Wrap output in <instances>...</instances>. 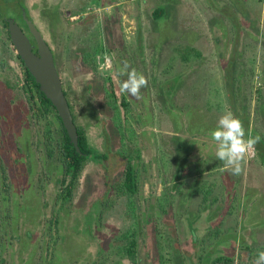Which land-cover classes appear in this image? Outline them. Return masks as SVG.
I'll list each match as a JSON object with an SVG mask.
<instances>
[{
  "label": "rangeland",
  "instance_id": "374dc122",
  "mask_svg": "<svg viewBox=\"0 0 264 264\" xmlns=\"http://www.w3.org/2000/svg\"><path fill=\"white\" fill-rule=\"evenodd\" d=\"M0 3L1 10L7 8L12 14L23 7L28 19L50 46L74 124L90 147L101 145L109 151H124L135 135L148 137V140L146 137L140 140L142 143L139 145L142 147L140 151L146 154L152 155L151 151L154 150L155 160L152 159L149 166L155 169V173L151 170V188L149 185L148 188L157 194L161 202L155 200L153 212L157 210L156 214L162 218L166 216L167 221L165 224L154 217L152 223H148L147 241L151 245L148 244L147 264H172L179 260L175 255H179L178 251L186 250L194 257L207 252L213 254V250L217 249H205L207 245L204 240L195 245H191L189 240L187 247H184L182 240L188 238L192 228H199V236L205 234L204 238L211 242L212 235L207 232L214 229L212 221L216 224L218 220L221 221L222 230L217 231L218 225H214L217 237L222 232L229 234L224 240L227 244L218 246L222 248L220 255L225 258L224 262L254 264L257 251L264 250V169L255 162L252 151L243 161L239 175H233L228 169L226 174L218 176L219 182L213 178L216 169L210 166L215 157L207 158L204 164L208 170H203L199 176L206 178L210 185L211 182L218 183L220 187L216 191H222L224 195L221 192L217 201L215 196L212 197L213 206L200 217L195 216L190 224L186 216H179L177 205L180 199L177 196H183L186 190L184 192L178 185L179 189L173 192L172 170L175 167L185 169L186 166L183 167L180 161L184 153L191 150V142H197L195 139L186 141L185 137L197 133L203 135L206 141L201 146L198 144L201 147L198 150L208 151L205 156L214 153L216 144L215 141L211 143L210 132L216 127L219 116L226 111L237 116L244 127L254 128L264 142V0H1ZM221 4L223 12L219 7ZM158 6L164 7V14L154 19L152 13ZM222 16L226 25L231 22L236 27L241 24L244 28V34L239 38L242 54L239 58L233 57L237 61V68L232 76L228 64L233 58L222 53L225 48L219 46L220 41H217L221 39V33L212 37L214 32L210 29V24ZM68 18L73 19L72 23H68ZM201 32L209 38L207 45L201 43ZM192 49L194 51L191 53ZM196 52L200 54L194 55ZM115 58H118V66ZM125 61L154 81L152 87L156 90L150 93L147 105L143 102L134 104L133 109L129 106L125 108L119 106L111 96L109 76L113 73V77H118L120 86L127 79L119 72ZM20 69L21 64L8 45L0 23V155L5 161H13V173L19 182L18 193H15L12 188L15 183L9 181L8 187L7 182L4 183L6 179L2 178L3 172L0 173V264H110L111 252L107 257H100L99 263L93 260L92 253L98 249L105 251L107 243L113 246L110 236L105 235L107 224L113 230H119L121 221H124V226L128 223L127 204L130 202L125 198L126 192L120 186L117 188L122 170L117 168L114 179L105 181L111 184L109 190L97 180V166L91 163L90 167L79 173L71 186L70 196L64 195L63 186L58 192L54 180L61 171L58 168L61 163L58 148L61 131L59 122L50 110L33 131L29 130L33 169L29 160H26V165L21 164L22 159L16 162L17 156L9 150V147L17 145L16 136L5 125L3 112L7 105L14 107V104L24 102L20 89ZM170 76L171 92L166 95V105L168 107L169 102L171 107L169 117L161 107L162 93L161 100L156 98L159 91L155 79L162 81V78ZM229 80H232V86ZM127 95V92H118L119 98L125 99ZM144 95L140 93L138 101L142 102ZM231 98H234V107L232 104L230 106ZM135 111L143 114L139 118L142 125L137 126L134 121ZM104 118L109 119L104 126L107 128L109 125L112 134L107 143L100 138L102 133L99 131V119ZM191 118H194V124ZM150 139L151 144H148ZM218 162L224 166L222 161ZM4 163L0 164V171L5 170ZM188 167L193 168L190 164ZM21 168L26 171V183L31 186L25 190L24 201L31 200L37 204L22 216L19 215L17 224L23 233L19 231V236H16L14 229L17 227L12 228V207L16 200L22 201ZM112 169L116 168H111V172ZM140 177L147 181V174H140ZM187 178L194 181L189 175ZM222 179L224 186L221 185ZM163 183L168 185L166 190ZM139 187V194L143 193L146 197L147 191L142 184ZM31 191L35 193L36 201L31 199ZM100 193H103L102 198ZM163 194L167 197L166 202L162 201ZM209 197H205L206 202ZM100 198L104 202L99 201ZM198 200L199 197L193 199L192 204L196 205ZM198 207L201 208V205ZM153 212H149L148 220ZM50 219H58L57 228L53 227ZM85 221L91 229L84 232ZM94 227L98 235L92 233ZM163 228L169 235L167 245L163 240L155 243L159 240L155 233ZM26 232L30 235L26 236ZM143 238H146L145 234ZM164 245H171V250ZM111 256L113 259L122 258L119 253ZM240 256L245 259L244 262ZM186 261L181 259L180 263Z\"/></svg>",
  "mask_w": 264,
  "mask_h": 264
},
{
  "label": "flooded vegetation",
  "instance_id": "af4514ba",
  "mask_svg": "<svg viewBox=\"0 0 264 264\" xmlns=\"http://www.w3.org/2000/svg\"><path fill=\"white\" fill-rule=\"evenodd\" d=\"M0 2H1V0H0ZM257 2H260V0H257ZM222 6H223V4H221V6H219V7L223 12ZM1 8H2V4L0 3V23L2 25V29H4L6 41L8 42V45L13 49L15 56L19 60L20 64L23 65L21 59L19 58V56L15 52L13 45H12V41H11V37H10V29H9L10 26H12L14 24L18 26V28L21 30V32L29 40V43L32 46L31 51L34 54H36V45H35V40H34L32 34L30 33V31L28 29V22H30L33 25V27L40 34V36L44 42H45V40H44L42 34L40 33V31L36 28L35 24L32 23L28 19V15L26 14V11L24 10L23 7L18 8V10L14 14H12L11 11H8L7 8L5 9V11H4V9L1 10ZM223 19H224V17L222 16L219 20H215V22L213 24H210V27H211L210 29L212 32H214L212 37H215L218 32L221 33L222 37H221V39H217V41H220L219 46L222 45L225 48V50L222 51V53L224 55L230 56L232 58L235 56H237L239 58V56H241V54H242V51H241L242 46H241V42H240L239 38H241L242 35L244 34L243 33L244 28L242 27L241 24H239V26L236 27L231 22H228L229 24L226 25L225 23H223V21H224ZM71 21H73V19L68 18V23H72ZM233 22H234V20H233ZM76 28H79V27L76 25ZM218 30H220V31H218ZM176 31H177V29H176ZM200 37H201V43H204L207 45L209 42V38L207 37V35H204V33L201 32ZM222 41L224 44H222ZM45 44L48 46V48L50 47L46 42H45ZM49 50L51 51L50 48H49ZM217 51H216V54H218ZM51 54H52V51H51ZM195 54L198 55L200 53L196 52ZM187 55L188 56L191 55V54H189V51H188ZM52 57H53V54H52ZM117 60H118V58L117 59L115 58L116 66L119 65ZM53 63H54V59H53ZM22 65H21V69L19 72V77L21 78V81H22L20 89H21L23 97H24L23 98L24 102L20 101L17 104H14L15 105L14 107H10L9 105L5 106L3 115L6 119L5 125L6 126L8 125L10 127V131L12 134L15 133L16 140H17V145L13 146L15 151L13 150L12 146L9 147L10 153L15 154L17 156L16 162H19V159H22L23 160V163H21L22 165H26V160L27 161L29 160L30 167H31L30 149H31L32 145H31V142H29L30 140L28 138L29 134H30L29 130L33 131V128L35 126H37V124L39 122H41L42 118H45L47 115L44 112L43 107L37 98L36 88L32 87L30 89L25 84V81L22 78L23 77ZM228 65H229V71H231V76H232L234 70L236 71V68H237V61L235 60V58H233V61H230V63ZM54 67H55V64H54ZM133 67H134V65H133ZM130 68H131V66H130ZM111 74L113 75V73H111ZM57 75H58V73H57ZM112 75L109 76V82H110V86H111L110 92H111V96H113V98H115V101L116 102L118 101L119 106L123 105V107H125V108H127V106H129L133 109L134 104H138V103L142 104L144 102L147 105V101L150 98V93L152 91L156 90V88L152 87L153 86L152 83H154V81L153 80L150 81V79L148 78L147 79L148 80L147 87H144V90H143V88L140 90L141 94H145L144 97H142V102L138 101V98L132 97L129 94L126 96L125 99L119 98V96H118V92L120 90L119 78L116 76L113 77ZM58 77H59V75H58ZM59 79H60V77H59ZM169 80H172V76L167 77V78L164 77V78H162V81H157L155 79L156 85L158 86L157 89L159 91V93H157L156 98L158 101L161 100L160 93H162V102H161L162 106L161 107H162V110L165 111L164 113H167V115L170 117V115H171L170 103L167 102L168 107L166 105L167 92H171V81H169ZM34 82H35V80H34ZM60 83H61V80H60ZM225 83L223 85H225ZM229 85H231V86L233 85L232 80H229ZM37 87H38L37 89L39 90L38 84H37ZM61 89H62L63 95L65 97V100L67 102L69 112L71 115V119H72V123L75 127V130H76V128L79 130V128L74 124L73 116H72L71 110H70V104L68 103V101L66 99V95H65L63 88H62V83H61ZM39 92L42 93L40 90H39ZM229 96H230V94L228 93V97ZM164 100H165V103H164ZM107 103H109V102H107ZM258 103H260V102H258ZM231 104L233 107L235 106L234 98H231L230 106H231ZM53 109L54 110H52L50 108L49 110L54 113L56 119H57V117L59 118L54 107H53ZM0 112H1V109H0ZM141 116H143V114L140 113V115H139L135 111L134 121L137 123V126L139 124L142 125L139 121V118ZM59 120H60V118H59ZM57 121H58V119H57ZM99 121H101V125H100L101 128L99 131H100V133H102V135H100V138H102L105 141V143H107L109 141L110 136H112V134L110 133L111 132L110 126L108 125V127L106 128L104 125H105V123H109V119L104 118V119H99ZM191 121H193V124H194V118H191ZM60 122H61V120H60ZM60 122H59V124H60ZM16 123H19V124H16ZM61 124H62V122H61ZM144 128L148 129L147 127H144ZM144 128H143V130L145 131ZM244 128L246 131V135L247 134H251L252 136L257 135L256 130L254 128H251L249 126L244 127ZM63 129L66 133V136L69 139V142L74 146V144L70 141V138H69L64 127H63ZM145 132H147V131H145ZM195 132H197V131H195ZM12 134H10L11 137H12ZM144 137H146V140H148L147 136L141 135V137H140V136L135 135L134 140H132L130 143H128V145L126 144L124 151L119 150V149L114 150V151L113 150L109 151L108 149H105L107 147H105L103 149L101 145L99 147H98V145H94L95 147L92 148L87 143V140L83 137L84 141H85V150L87 149L89 151V152H87L89 155L88 156L89 158H87L82 163V166H81L79 173L81 172V170H83L87 166L90 167L91 163L95 164V166H97L95 168V175H97V180H100L102 182V185L106 186V188L109 189L111 184L108 185V184H106L107 182H105V181L110 180L111 178H112L111 179V181H112L114 179V176L116 175L115 171H117V168H120V170H122L121 171L122 176H121V181L118 182L117 188L120 186V188L126 192L125 198H127L130 202L129 203L130 205L126 203L128 206L127 210L129 211L128 217L126 218V220H128V223L126 224V226H124V221H121L122 224L120 227H118L119 230H113L112 226L110 224H107L108 229L105 231V235L107 234L110 236V238H111L110 241H112L111 243L113 244L114 247L110 246L109 245L110 243H107L106 246L104 247L105 251L102 249L101 250L98 249V251H93L92 258H93V260H96L97 263H99L98 261H99L100 257L101 258L107 257L108 255H110V252H111V255H114V256L119 253L122 256V258L113 259V257L110 255V261L112 262L110 264H147L146 259H147V255H148L147 254L148 249H149L148 244L150 243L149 241H147L149 238V237H147V233H149V230H148L149 224L148 223L149 222L152 223V218L157 217V219H159V222H161V220H162V222L163 223L165 222V224H166V221H167L166 216H165V218H162L161 216L156 214L157 210H156V212H153V207L156 204L155 200L157 201L158 197H156V195H157L156 193L155 194L152 193V190L148 188V185L151 188L152 179H150L149 176H150V174H152L153 170L155 173V169H153L151 166H149L152 159L155 160L153 157L154 156V150L151 151L152 155L150 153L146 154L145 151H140L141 146L139 144H140V142L142 143V141H140V140L144 139ZM171 137L174 138V136H171ZM192 139L197 140V142L194 140H193L194 141L193 142ZM177 140H175V141L179 142ZM184 140L192 141L190 144L191 150H189L188 152H185L183 160L180 161L183 164V167L186 166L185 169L175 167L172 170V171H174V181H172V189H173V192H175L177 189H179V187H177V186L180 185L183 190L184 189L186 190V192L184 190L185 197H184V195L183 196H177L180 199L177 206H178V209L180 211L179 216L180 215L186 216L188 218V222L190 224L191 222H193L195 216L200 217L202 215V213L208 212L210 207L213 206L212 197L215 196V201H217V199L220 197V193L222 192V191L221 192L216 191V189L218 187H220L218 183L211 182V184L213 185L212 186L209 184L210 182H208L206 178L203 179V178H200L201 176H199L200 172H202L203 170L205 171L207 169L206 164H204L205 161L207 160V158L210 159V157L211 158L215 157V160L210 165L213 169H216V171H215L216 174L213 176L215 181L217 180L219 182L220 178L218 176L221 173L226 174V171H228V169H226L225 166H221V164L218 162L219 160L215 156L216 150H214L213 154L209 153L208 156H205V153H208V151L198 150V148H201V147H199V145L201 146L204 143V141H206L204 139L203 135H200L197 133L196 135L185 137ZM6 141L9 142V140H6ZM171 142H172V140H171ZM259 142L264 143L261 139ZM211 143H214V141H211ZM59 144H60V142H59ZM144 144H145V142H144ZM148 144H151V139L148 141ZM257 144L255 145L254 151H252L253 158L255 159V162L257 161L258 165L264 169V165L261 163V158H264V149L258 148ZM74 147L76 149L78 148L77 147V131H76V146H74ZM46 151H47V149H46ZM142 152H143V154H141ZM198 152L200 153L199 156H198ZM47 154H48V151H47ZM146 156H148V158H146ZM174 157H176L175 159H177L176 155ZM91 158H93L94 160ZM145 159H148V161H146ZM3 161L5 162L4 164H5L6 168H5V170L0 171V173L2 174V172H3L2 178L6 179V180H4V183L7 182L8 187H9V181L11 183H15L12 185L13 186L12 188H14L15 193H18V187L17 186H18L19 182L15 178V175L13 173V166H12V165H14L13 161H9V160L5 161L4 158L0 155V164H2ZM61 161H62V157H61ZM61 164H62V162L60 163L58 168H61ZM189 164L193 166L192 169H188ZM152 166H153V162H152ZM28 167H29V165H28ZM150 167H151V169H150ZM260 167H259V169H260ZM111 168H116V169H112V172H111ZM21 171H22V176L20 175L19 179L23 185L22 189H21L22 190V193H21L22 201L18 202L16 200L13 203V207H12V221H13V227L12 228L17 227L14 229V232L16 231V234H15L16 236H19L18 232L22 231V229H20V225L17 224L19 222V215L21 214V216H22V214L24 212H27L30 210L31 206H34L35 204H37V202L33 203V201H31V200L29 202L24 201L25 200V197H24L25 190L30 188L31 186H30V184L26 183V181H27V178L25 176L26 171L23 168H21ZM61 171H62V169H61ZM61 171H60V174H61ZM129 171H130V173H129ZM79 173L77 174L74 181L79 176ZM143 173L147 174V176H148V177H146L147 181H145L143 178L140 177V174H143ZM184 173H185V176H184ZM60 174H59V177L54 180V185H56L58 187V192H59V188L62 186H63V188H65L64 183L66 181H70L72 178L71 175H67V176H65V179H64L65 182H63L61 180ZM103 175H106L109 177H106V176L103 177ZM131 175L133 177V180L131 178H129V176H131ZM188 175L191 176V178L194 179V181L191 180L190 178H187ZM139 177L141 178L142 181H140ZM92 179L94 182L96 181L94 175L92 176ZM60 180L63 182L62 184H61ZM223 181L224 180L222 179L221 185L224 186ZM206 183L212 188H209L208 185L206 186ZM141 184H142L143 188L147 191L146 197L144 196L143 193H142V195L139 194L140 193L139 185H141ZM201 185H204V186H201ZM163 186H164V189L166 190V187L168 185L163 183ZM205 186H206V188L203 190V188ZM156 189H158V187ZM7 190H9V189H7ZM136 190L138 191V193L136 192ZM9 193L11 194V192H9ZM187 193H189V195ZM70 194H71V189H70V192L68 195L70 196ZM222 194H223V192H222ZM30 195H31V199H35V201L37 200V197L33 191H31ZM64 195L68 196L67 191L64 192ZM100 195L102 198L103 193H100ZM162 196L164 198V199H162V201L164 200L166 202L167 197L164 194ZM206 196L207 197L210 196L209 200L207 202L205 201ZM197 197H199V200L197 201L196 205H195V203L192 204V200L196 199ZM101 198L99 199V201L103 200ZM127 199H125V200L127 201ZM102 202H104V200ZM158 202H161V200L160 201L158 200ZM52 203H53V201H52ZM53 205H54V203H53ZM104 205H106V204H104ZM193 205H195V206L193 207ZM198 205H201V208H199ZM90 206H92V204ZM106 207L109 208V206H106ZM107 208H106V210H107ZM151 211L153 212V216L148 220V217H150L149 212H151ZM194 213H196V215ZM97 218L98 219L100 218L99 214H98ZM86 224H88L87 221H85L84 232L86 230L88 231L89 228L91 229V227L87 226ZM212 224L218 225L217 231L221 232V230H222L220 227L221 221L218 220L216 222V224H215V222L212 221ZM91 225H92V223H91ZM214 225H213L214 229L209 230L207 232V234L211 233V235H212L211 236V239H212L211 242H209V240H206L204 238L205 234L202 237L199 236L200 235L198 233V232H200L199 228H192L193 230L189 231L188 238L187 239L184 238V240H182L184 247H187V243L189 242V240H190L191 245H195L196 242H201L202 240H204V244L207 245L205 249H207V250L211 249V248L217 249V250H213L214 253L211 254L212 257H211V255L208 254V252L202 253L198 257H194L193 255L186 253V250L184 252L178 251L179 255L178 254H175V255H176V257L179 258V260L177 261L174 258L176 260V262H172V264H181L180 263L181 259H187V261L184 262L183 264H192V263L216 264L218 262H222V264H231L229 261L224 262L225 258H223L220 255V253L222 252V248H218L219 245H220L219 247H221V244H224V245L227 244L224 242V240L227 239V237H229V234L227 232H222L221 236L217 237L218 233H215V229H217V228ZM100 226L103 227L102 221H100ZM89 231H91V230H89ZM22 233H23V231H22ZM92 233H96V235L99 234V232L96 231L95 227H94ZM144 234L146 235L145 239L143 238ZM29 235L30 234L28 232H26V236H29ZM155 236H157V239H159V240H156L155 243L163 240V241H165V245H167L166 239H168L169 235H168V231H165V228H163L161 231H158L157 233H155ZM137 237L139 238V241L136 242L137 246H135L134 249L133 248L132 249H133V251L136 252V255H137V253H138V255L132 257L131 255H129L128 252L131 250V247H132L131 240H133ZM198 237H201V238H198ZM92 238H93V236H92ZM175 238L178 240L177 234L175 235ZM182 241H180V243ZM150 245H151V243H150ZM165 245H164V247L167 250H171V247H172L171 245L170 246H165ZM153 250H154V245H153ZM218 251H220V252L217 254V256H214L215 253ZM210 252L211 251H209V253ZM192 254H194V253L192 252ZM227 258L230 259L229 256H227ZM240 258H241L242 262H244L245 259L241 256H240ZM135 260H136V262H135ZM171 260H172V258H171Z\"/></svg>",
  "mask_w": 264,
  "mask_h": 264
},
{
  "label": "clouds",
  "instance_id": "9594fccd",
  "mask_svg": "<svg viewBox=\"0 0 264 264\" xmlns=\"http://www.w3.org/2000/svg\"><path fill=\"white\" fill-rule=\"evenodd\" d=\"M127 79L120 83L121 92H127L132 97L139 98L140 90L147 87L148 80L145 75L131 68L123 62L119 70ZM210 136L216 144L215 156L222 161L225 168L233 175H239L242 171V163L250 151H254L259 143V135H246L243 122L231 111H226L219 116L216 127L210 132ZM254 264H264V250H258Z\"/></svg>",
  "mask_w": 264,
  "mask_h": 264
},
{
  "label": "water",
  "instance_id": "95a60500",
  "mask_svg": "<svg viewBox=\"0 0 264 264\" xmlns=\"http://www.w3.org/2000/svg\"><path fill=\"white\" fill-rule=\"evenodd\" d=\"M9 29L15 52L38 84L39 90L55 108L70 141L76 146V130L61 89L60 79L54 67L51 51L30 22H28V29L35 40L36 54L31 51L32 46L29 40L17 25L14 24Z\"/></svg>",
  "mask_w": 264,
  "mask_h": 264
},
{
  "label": "trees",
  "instance_id": "16d2710c",
  "mask_svg": "<svg viewBox=\"0 0 264 264\" xmlns=\"http://www.w3.org/2000/svg\"><path fill=\"white\" fill-rule=\"evenodd\" d=\"M164 14V7H156L155 10L153 11L152 13V18L154 19H159L160 17H162ZM194 50L192 49L191 50V53L193 52ZM194 55H197V54H194ZM22 65V64H21ZM22 72H23V79L25 81V84L31 89L32 87L36 88V95H37V98L39 100V102L41 103L42 107H43V110L44 112L46 113L50 108L52 110L53 109V106L51 105V103L49 102V100H47L44 95L42 93L39 92V90L37 89V84L34 82L32 76L29 74V72L26 70V68L22 65ZM58 121L60 122L59 118L57 117ZM60 131H61V137H60V144H59V152H60V156L62 157V164H61V180L63 182L64 179H65V176L67 175H71V180L70 181H66L64 183V191H67V195L69 194L70 192V189H71V186L72 184L74 183V179L76 178L77 174L79 173L80 169H81V166H82V163L87 159L89 158L88 156V153L89 152L87 149L85 150V141H84V138L81 134V131L78 130L76 128V131H77V149L69 142V139L68 137L66 136V133L63 129V126L60 122ZM257 147L260 148V149H264V143H261L259 142L257 144ZM93 159V158H91ZM94 160V159H93ZM261 163L264 165V158H261ZM130 173V171H129ZM63 178V179H62ZM129 178H131L133 180V177L132 175L129 176ZM60 180L61 184L63 183L62 181ZM50 222L53 227L57 228L58 227V219L56 220H51L50 219ZM139 241V238H135L133 240H131V250L128 252L129 255H131L132 257L134 256H137L136 255V252L133 251L134 247L137 246L136 242ZM133 248V249H132ZM138 258V257H137ZM136 262V260H135Z\"/></svg>",
  "mask_w": 264,
  "mask_h": 264
}]
</instances>
